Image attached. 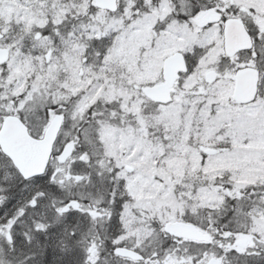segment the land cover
Returning a JSON list of instances; mask_svg holds the SVG:
<instances>
[{
  "label": "snow or ice",
  "instance_id": "1",
  "mask_svg": "<svg viewBox=\"0 0 264 264\" xmlns=\"http://www.w3.org/2000/svg\"><path fill=\"white\" fill-rule=\"evenodd\" d=\"M0 264H264V0H0Z\"/></svg>",
  "mask_w": 264,
  "mask_h": 264
}]
</instances>
